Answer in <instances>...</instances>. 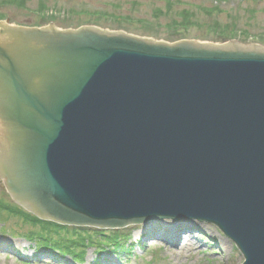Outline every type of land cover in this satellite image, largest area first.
<instances>
[{
	"label": "water",
	"instance_id": "1",
	"mask_svg": "<svg viewBox=\"0 0 264 264\" xmlns=\"http://www.w3.org/2000/svg\"><path fill=\"white\" fill-rule=\"evenodd\" d=\"M0 175L40 220L200 222L264 264V48L0 23Z\"/></svg>",
	"mask_w": 264,
	"mask_h": 264
},
{
	"label": "rangeland",
	"instance_id": "2",
	"mask_svg": "<svg viewBox=\"0 0 264 264\" xmlns=\"http://www.w3.org/2000/svg\"><path fill=\"white\" fill-rule=\"evenodd\" d=\"M42 8L44 11H40ZM2 17L12 25L47 26L52 22L64 30L96 27L168 44L197 41L264 48V0H0ZM232 26L233 33L224 35L225 28L232 29ZM28 217L0 186V245L13 248L9 255L0 253V264H72L63 260L58 250L75 246L80 254L75 255L73 264L83 259V264H104L96 260V251L102 249L100 242H105L102 236L96 239L99 241L97 247L88 244L95 234L109 238L110 230L73 231L68 227L53 237L52 246L50 243L42 246L40 239L42 248L38 249L40 245L36 246L33 241L36 236L32 233L42 225L38 224L39 220L32 223L33 219ZM202 226L204 228L198 227L201 233L184 234L178 243L171 238L170 242L158 241L155 236L150 237V233L134 232V226L122 229L133 231L129 244L134 249L122 255L121 260L114 257L112 261L114 264L244 263L243 255L232 240L214 226ZM172 234L170 237L176 240L175 233ZM129 249L130 246H126L124 252ZM103 253L109 255V252ZM64 259L71 260L70 256Z\"/></svg>",
	"mask_w": 264,
	"mask_h": 264
},
{
	"label": "bare ground",
	"instance_id": "3",
	"mask_svg": "<svg viewBox=\"0 0 264 264\" xmlns=\"http://www.w3.org/2000/svg\"><path fill=\"white\" fill-rule=\"evenodd\" d=\"M5 3L9 4L7 2H5ZM40 11H44V8H42ZM51 17L54 18V16L52 14H51ZM0 23L6 24L7 26L12 27V28H25V29H37V30H42V29L49 28L53 24L52 22L49 23L47 26H45V25H41L40 26V25L34 24L31 27L21 26V25H12L9 22V20H6L3 17L0 18ZM56 30H59V28L56 27ZM0 177L2 178V180L4 182L5 191L11 196L12 200L15 202V206L20 208V209H23V211L25 212L24 207L22 205H20L16 201L14 196L9 192V190L7 188L8 186H6L7 182L5 180V176L0 175ZM13 212H15V211H13ZM26 215L28 217L27 213H26ZM29 216H30L31 219H33L35 221H38L37 219H35L36 215L34 216L33 214L30 213V211H29ZM44 222L46 224H42V226L38 230H35L32 233L33 236H36V237H34L35 239L33 240L34 243L36 244V246H37V243L40 245V239L42 240V244L41 245L42 246H46L48 243L52 242L54 236H56L59 232H61L62 230L66 229L68 227H69L68 229L73 230V231H77V230L83 231V230H87V228H88V226H81V225L68 226V225H56V224H54V222H50V221H44ZM191 223H193V222H191ZM47 224H49V226H46ZM160 224H162V225H160ZM202 225L203 224L200 223V222H195L193 224H188L187 225V224H184V223L176 224V223L164 221V222L156 223V226L154 224H145V225L134 226L135 227L134 228L135 229L134 232L135 231L136 232L140 231L142 233H150V237H154L155 236L156 238L159 239L158 241H161V240L163 241V239H165L168 242H170L171 239H172V242H177L178 243L180 241V238L184 234L185 235H188V234L196 235L198 233H201V231H200V229L198 227L204 228V226H202ZM157 226H158V229H155ZM84 228H86V229H84ZM102 229H104V228H102ZM154 229L156 231H158L156 234L154 233ZM171 231H172V233H175L176 240L175 239L173 240V237H170V235H173L171 233ZM45 233H47V235ZM131 233H133V231L128 232L127 230H115V231L111 232L110 233L111 240L119 242L121 245H123V248H120L117 245H108V243L106 241L102 242V243L100 242V244L102 246V249H98L96 251L97 253H99V254L96 253L97 262L102 261V263H104V264L105 263L106 264H111V263L114 264V261H112L114 257L118 258L119 260H121L122 259V255H126L130 250H133L134 249L133 245L129 244L132 241V234ZM33 236H30V239H32ZM137 237H139V236L137 235ZM98 244H99V241H97L93 237V245H98ZM41 245L37 246V248L41 249L42 248ZM126 246H130V249L127 250L126 252H124V249L126 248ZM95 247H97V246H95ZM82 248L85 249V246L82 247ZM12 249L9 246L2 247V245H0V253L1 254L9 255L12 252ZM75 249H76V246L73 249L69 248V249L65 250L64 248H62V249L58 250V252L60 253V255L63 256V258H62L63 260L68 261V262L73 264V262L75 261V255L76 254H80V253L76 252ZM4 251H6V252H4ZM105 251L109 252V255L103 253ZM105 255H107V256H105ZM68 256H70L71 260L64 259V257H68ZM83 260L76 261L75 264H83L84 263Z\"/></svg>",
	"mask_w": 264,
	"mask_h": 264
},
{
	"label": "trees",
	"instance_id": "4",
	"mask_svg": "<svg viewBox=\"0 0 264 264\" xmlns=\"http://www.w3.org/2000/svg\"><path fill=\"white\" fill-rule=\"evenodd\" d=\"M218 2L219 1H223V2H226L227 0H217ZM260 1H263V0H260ZM226 30H224L223 32H224V35H227V36H230V34H232L233 33V31H234V26H232V29H230V28H228V27H226L225 28ZM38 224H46V223H43V222H38ZM46 226H49V224H47ZM93 239V238H92ZM102 239L104 240V241H106L107 243H108V245H121L119 242H116V241H112L111 240V237H109V238H107V237H102ZM49 244V243H48ZM51 244V246L52 245H54V243L53 242H51L50 243ZM89 245H92L93 247H94V245H93V241H92V243H90V244H88V246ZM97 246V245H96Z\"/></svg>",
	"mask_w": 264,
	"mask_h": 264
},
{
	"label": "flooded vegetation",
	"instance_id": "5",
	"mask_svg": "<svg viewBox=\"0 0 264 264\" xmlns=\"http://www.w3.org/2000/svg\"><path fill=\"white\" fill-rule=\"evenodd\" d=\"M0 186H3V187H5L4 186V182H3V180H2V178L0 177Z\"/></svg>",
	"mask_w": 264,
	"mask_h": 264
}]
</instances>
